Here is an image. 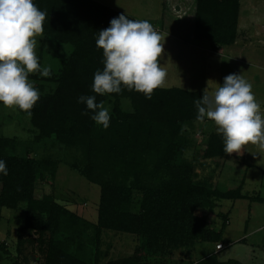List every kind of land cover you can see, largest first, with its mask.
I'll use <instances>...</instances> for the list:
<instances>
[{
    "label": "trees",
    "instance_id": "obj_1",
    "mask_svg": "<svg viewBox=\"0 0 264 264\" xmlns=\"http://www.w3.org/2000/svg\"><path fill=\"white\" fill-rule=\"evenodd\" d=\"M33 2L48 14L42 35L59 45H71L73 53L58 75L52 73L56 84L54 90L40 93V99L30 114L19 108L18 111L31 117L33 126L43 137H55L70 147H83L87 165L84 172L81 171L89 182L100 187L98 218L94 224L96 244L103 230L146 238L150 248L167 250L166 253L170 250L179 252L196 243L223 244L226 221L217 231L197 211H212L216 202L223 199L244 198L240 189L227 192L213 190L186 179L182 172H175L169 161L185 141L169 142L164 150L159 148L156 151L157 162L165 165L163 171L155 167L151 155L149 160L144 156L146 150L153 149L148 141L154 128L200 121L196 119L195 100L200 99L203 92L177 87L159 88L151 99L123 87L119 94L94 93V73L103 70V50L95 43L98 31L109 27L111 19L124 13L95 0ZM239 12L240 0H196L194 38L211 42L215 51L233 46L239 39ZM81 95H94L97 103L104 104L109 101V95L114 96L107 129L91 119L92 110L87 109L85 103L78 102ZM123 97L130 101L131 112L121 108L119 101ZM8 146V141L0 138V160L6 162L8 171L7 176L0 173V208L16 210L20 203L27 204V218L21 232L35 230L40 236L50 237L43 264H98V255L92 263L71 251L74 233L67 238L61 236L66 240L58 239L65 222H69L73 226L71 231H75L87 220L79 218L50 196L35 197L37 181L55 177L57 163L16 157L6 150ZM207 153L209 158L225 159L228 156L223 151L222 135L217 133L209 138ZM74 169L79 170L76 166ZM147 170L161 174L156 179L149 176L154 178L149 182L150 187L139 186L138 190L143 191L144 196L140 201V211L134 212L133 188L127 183ZM107 264H139V261L129 258L125 262L110 261ZM194 264L241 263L237 260L222 263L213 255Z\"/></svg>",
    "mask_w": 264,
    "mask_h": 264
},
{
    "label": "rangeland",
    "instance_id": "obj_2",
    "mask_svg": "<svg viewBox=\"0 0 264 264\" xmlns=\"http://www.w3.org/2000/svg\"><path fill=\"white\" fill-rule=\"evenodd\" d=\"M95 1L137 20H148L165 36L164 52L160 57L161 66L167 71V82L163 88L177 87L203 92L208 87L211 91L216 84H223L227 75L241 74L252 84V91L261 104V111L264 112V0H240L238 29L242 33L233 46L220 48L218 51H215L211 42L194 38L193 17L196 0ZM36 41L35 51L41 67L51 66L52 73L58 75L72 55L73 47L59 45L43 35L37 36ZM29 80L40 93L52 91L56 87L51 76L44 77L39 72L30 73ZM109 96H106L109 101H106L104 106L109 109L110 114L115 98L113 95ZM119 104L124 111L131 112L132 106L127 98H121ZM173 134H176L175 138ZM214 134H217L216 127L214 122L208 119L186 121L180 123V126H158L153 129L148 141L153 149L144 152V147V156L149 160L151 155L155 167L163 171L165 165L157 162L156 151H159V148L161 151L164 150L169 142L177 144L185 141V145L178 147L176 156L169 161L173 164L174 171L184 173L186 179L195 184L221 192L238 187L239 180L242 179L241 174L244 175L247 171L248 164H254L255 166L248 170L244 193L254 196L257 194L254 192H261L264 197V185L260 187L264 153H261L257 146L249 144L239 155L233 153L226 156L227 159L209 158L207 143ZM0 138L8 141L9 146L6 150L16 157L57 163L55 177L37 181L35 197L42 199L50 196L79 218L87 220L76 227L75 231H71L73 226L65 222L61 235L57 237L64 240L62 235L71 237L74 233L72 236L75 237L74 243L68 245L71 244V251L82 259L93 263L98 255V264H107L110 261L125 262L129 258H136L139 264H191L193 261L191 259L201 258L212 248L213 245L204 243L201 250V247H198L199 254L189 255V250L185 252L184 249L175 253L170 250V253H166L167 250L150 248L146 238L109 230L101 232L99 243L96 244L94 224L98 218L100 187L84 177L83 170L87 160L83 147H70L61 144L55 137H43L33 126L29 115L20 113L18 108L5 107L2 103ZM74 166L79 170H75ZM160 174L147 170L141 176L129 180L127 184L133 188L134 212L140 211V201L144 196V192L138 190L139 186L150 187L154 178L149 176H155L156 179ZM26 211V203H20L16 210L0 208V264L45 262L50 237L40 236L35 230L21 232L27 218ZM206 211L197 212L205 218L207 213H211L209 210ZM215 211L221 213V216L217 215L212 223V228L217 231L221 229L224 217L228 218L222 236L226 251L221 253V256H232L235 260L241 256L245 257L250 248L245 249L235 243L242 237L248 219L252 225L259 217L264 219V204L253 203L250 199L237 201L235 204L231 200H221L216 202ZM225 239L231 240L233 244H228ZM262 240L264 233L252 236L249 243H258ZM256 248L254 249L257 250L260 259L252 264H263L264 251ZM261 252L263 254H260Z\"/></svg>",
    "mask_w": 264,
    "mask_h": 264
},
{
    "label": "clouds",
    "instance_id": "obj_3",
    "mask_svg": "<svg viewBox=\"0 0 264 264\" xmlns=\"http://www.w3.org/2000/svg\"><path fill=\"white\" fill-rule=\"evenodd\" d=\"M47 13L33 0H0V103L30 114L40 99L39 90L29 80L30 73L52 75L51 66L41 67L36 55V37L44 31ZM96 47L103 50V70L94 73L92 90L99 95L121 93L122 87L151 99L167 82L161 66L165 36L148 20L129 19L125 14L111 19L110 26L98 31ZM94 113L91 119L109 127V109L96 97L81 95ZM196 119L214 122L222 135L223 151L239 155L245 146H257L264 153V112L252 91V84L241 74H229L223 84L208 87L195 100ZM87 114V113H83ZM0 173L7 176L6 162L0 160Z\"/></svg>",
    "mask_w": 264,
    "mask_h": 264
},
{
    "label": "crops",
    "instance_id": "obj_4",
    "mask_svg": "<svg viewBox=\"0 0 264 264\" xmlns=\"http://www.w3.org/2000/svg\"><path fill=\"white\" fill-rule=\"evenodd\" d=\"M241 33H242V31L239 29V36L241 35ZM226 165L227 164H225V166ZM252 166H255V165L254 164H251V163L248 164L247 171H245L244 175L241 174L242 177L240 176L242 179L239 180V182H240L239 183V186L236 187L235 189H233V190L240 189V194L242 196H244V198H240V199H236V200H232V199H223V200H229V201L231 200V201H234V204H235L237 201H243V200L250 199V201L253 202V203L264 204V197L262 196V193L261 192H254V193H257L254 196H250V194L244 193V188L246 186V181H247V176H248V170ZM261 172H262V174L260 176V187L262 188L263 185H264V184H262V181H264V169L261 170ZM217 215L219 217V216H221V213L216 212L215 211V208H214V210L211 211V213H207L206 214V217L205 218L208 221V223L210 224L211 228H212V223L217 218ZM226 220L228 221V218L227 217H224V223H225ZM227 224L228 223L226 222L225 225H227ZM244 226H245V229H244L245 231L243 232L242 237L236 241L235 245L243 246V247H245V249L248 247V249L249 248L250 249H249L248 252L246 251L248 255L246 254L245 257L244 256L239 257V259L237 261H239L241 264H250V263L252 264V262H255V260L258 261L260 259V258H258V252H257V250H255L254 248L257 247L256 249H258V250L259 249H262L261 251L263 252L264 251V240H262V241H260L258 243H249V241H250V238L252 236L253 237H256V235L263 234L264 233V219L259 217L258 220H256V222L253 225H252L251 220L248 219L245 222V225ZM221 228H222V226H221ZM225 228H226V226H225ZM225 228H224V232H225ZM224 232H223V234H224ZM224 241L227 242L230 245L233 244V242H231V240L225 239ZM202 244H204V243H196L194 246H191L190 248H186L184 250H185V252H187V250H189V252H188L189 255L190 254L192 255V254H195V253H198L199 254V252L197 250L199 249L198 247H201L202 246ZM208 244L213 245V246H211L212 248L209 251H207L204 255H202V257L199 258V259H196V258L191 259V258H193L191 256L190 259L193 260L191 262V264L197 263L198 261H201L202 259L208 258V257L213 256V255L216 256L217 259H218V261L219 262H222V263L223 262H227L229 260H235V259H233L232 256H227V257L226 256H221V253H223V252L226 251L225 244H224V249L219 250V251L216 249V246H217L216 243H208ZM201 249H202V247L200 248V250ZM262 252L260 254H263L264 253V252L263 253ZM262 263L264 264V261H262Z\"/></svg>",
    "mask_w": 264,
    "mask_h": 264
},
{
    "label": "built area",
    "instance_id": "obj_5",
    "mask_svg": "<svg viewBox=\"0 0 264 264\" xmlns=\"http://www.w3.org/2000/svg\"><path fill=\"white\" fill-rule=\"evenodd\" d=\"M155 28V27H154ZM158 32H159V29L158 28H155ZM216 249L219 251V250H222V249H224V245L223 244H221V243H219V244H217V246H216Z\"/></svg>",
    "mask_w": 264,
    "mask_h": 264
}]
</instances>
